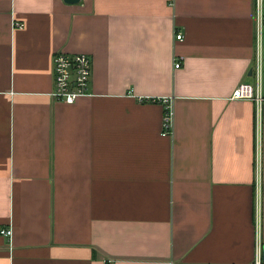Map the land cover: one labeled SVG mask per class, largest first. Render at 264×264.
Instances as JSON below:
<instances>
[{
	"label": "crops",
	"instance_id": "crops-1",
	"mask_svg": "<svg viewBox=\"0 0 264 264\" xmlns=\"http://www.w3.org/2000/svg\"><path fill=\"white\" fill-rule=\"evenodd\" d=\"M58 51L91 60L73 103ZM1 228L0 264H264L254 0H0Z\"/></svg>",
	"mask_w": 264,
	"mask_h": 264
},
{
	"label": "built area",
	"instance_id": "built-area-1",
	"mask_svg": "<svg viewBox=\"0 0 264 264\" xmlns=\"http://www.w3.org/2000/svg\"><path fill=\"white\" fill-rule=\"evenodd\" d=\"M254 11L257 21L260 22L264 12V0H254ZM15 27H22V23H14ZM176 39L181 40L182 34L176 33ZM176 68L180 66L177 62ZM53 90L51 96L57 101L73 103L77 98L88 94V84L91 75V60L83 53H66L58 51L52 59ZM257 88V87H256ZM258 89V88H257ZM252 84L242 82L232 92V99H253L260 103L262 98ZM163 133L168 134L172 126V105L164 99ZM256 169L259 164L256 161ZM11 228H1L0 234L10 236ZM256 264H260V250L256 251Z\"/></svg>",
	"mask_w": 264,
	"mask_h": 264
},
{
	"label": "water",
	"instance_id": "water-1",
	"mask_svg": "<svg viewBox=\"0 0 264 264\" xmlns=\"http://www.w3.org/2000/svg\"><path fill=\"white\" fill-rule=\"evenodd\" d=\"M67 3H77L79 0H64ZM263 258H264V249H263Z\"/></svg>",
	"mask_w": 264,
	"mask_h": 264
}]
</instances>
